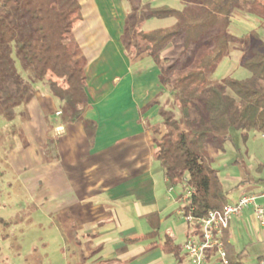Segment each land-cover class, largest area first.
Here are the masks:
<instances>
[{
  "label": "crops",
  "instance_id": "1",
  "mask_svg": "<svg viewBox=\"0 0 264 264\" xmlns=\"http://www.w3.org/2000/svg\"><path fill=\"white\" fill-rule=\"evenodd\" d=\"M79 1L83 21L75 39L87 74L82 117L65 122L62 103L37 83L24 109L14 107V125L22 133L14 136L10 152L14 173L26 184L29 202L57 221L65 239L75 240V264H190L183 248L194 232L188 223L183 240L171 236L178 254L163 250L165 240H125L151 232L139 229L154 227L165 210L180 203V195H169L170 182L153 156L151 127L161 123L160 111L168 109L171 97L161 64L146 54L131 55L112 26V34L105 30L99 43L103 24L96 0ZM242 16L237 21L248 23L249 31L263 21L257 17L253 24ZM225 237L230 260L246 264L243 240L264 243V227L247 208L231 221ZM257 257L264 258V252ZM219 263L211 253L208 264Z\"/></svg>",
  "mask_w": 264,
  "mask_h": 264
},
{
  "label": "trees",
  "instance_id": "2",
  "mask_svg": "<svg viewBox=\"0 0 264 264\" xmlns=\"http://www.w3.org/2000/svg\"><path fill=\"white\" fill-rule=\"evenodd\" d=\"M59 1L20 0L18 7L27 19L14 25L5 20L0 22V60L14 53L23 68L31 71L34 83L43 84L62 103L64 121L72 122L82 117L87 100L85 63L75 39L83 11L78 0H67L64 4ZM178 1L181 7L162 4L144 8V20L171 18L174 22L140 29L137 35L143 40L147 55L161 64L162 73L165 67L161 52L176 37L184 36L185 50L203 40L212 42L198 57L196 66L176 77L169 89L176 113L161 110V123L151 127L154 136L160 134L161 127L165 128L159 138H154V159L161 161L170 184L176 186L187 180L195 192L184 209L192 207L194 215L204 216L234 200L218 170L208 162L207 145L225 142L230 130H257L264 135V0ZM236 13L255 15L263 21L258 29L236 36L231 31ZM126 26L123 25L124 30ZM234 42L242 46L240 66L250 75L243 79L231 75L218 79L214 74ZM226 230L223 239L227 250ZM153 232L125 240L147 239ZM173 240L167 236L163 250L178 254L179 247Z\"/></svg>",
  "mask_w": 264,
  "mask_h": 264
},
{
  "label": "rangeland",
  "instance_id": "3",
  "mask_svg": "<svg viewBox=\"0 0 264 264\" xmlns=\"http://www.w3.org/2000/svg\"><path fill=\"white\" fill-rule=\"evenodd\" d=\"M66 1L61 0L59 3L64 4ZM19 2L20 0H0V22L5 20L14 25L27 19L25 13L23 14L18 7ZM162 4L182 6L177 0H96L95 5L99 9L103 24L99 43L105 41V30L109 35L112 34V26L117 35L121 34L122 44L130 54L135 57L147 55L143 50V40L137 35L138 30L167 26L174 20L171 18L162 21L144 20L142 10L148 5ZM238 17L243 16L236 13L231 27L232 33L236 36L248 32L250 27L246 22L240 24L237 21ZM245 19L253 24L258 22L255 15ZM124 24H127L126 30L123 29ZM211 46L212 42L207 43V40H203L191 49L185 50L184 36L180 35L161 52L165 67L163 81L168 90L171 89L175 78L194 68L198 57ZM241 47L238 42L233 43L229 54L222 60L214 74L216 78L231 75L243 79L250 75L248 70L240 66ZM111 49L112 45L108 47L104 56L109 55ZM82 60L85 61L83 58ZM2 77H6L5 80H2ZM33 79L31 71L25 66L23 68L14 53L0 60V264H75L74 252L78 247L75 240L65 239L57 221L29 202L27 186L22 177L14 173L10 161V152L14 149V136L22 134L20 125H14V106L18 103L22 110V106L37 84ZM39 88L42 89L43 86L39 85ZM168 110L175 113L177 111L173 96L168 102ZM19 115L21 119L26 117L25 112ZM164 132L165 128L161 127L160 134ZM160 134L154 138H159ZM227 135L230 137L225 142H211L207 147L208 162L218 170L225 187L231 190L230 197L236 200L247 192L264 190V135L257 130H230ZM239 183L241 184L237 186ZM168 187L174 188V191L169 192L171 196L186 192L181 184L176 186L169 184ZM183 206L182 201L176 203L164 211L161 216L163 219L158 220L155 228L147 225V230L140 228L139 232L155 231L146 240H165L167 236H172L180 242L185 237L184 229L187 224L179 212ZM243 242L248 246L245 263L257 264L259 261L257 256L264 252V243L258 239Z\"/></svg>",
  "mask_w": 264,
  "mask_h": 264
},
{
  "label": "built area",
  "instance_id": "4",
  "mask_svg": "<svg viewBox=\"0 0 264 264\" xmlns=\"http://www.w3.org/2000/svg\"><path fill=\"white\" fill-rule=\"evenodd\" d=\"M181 185L186 192L180 195L179 200L185 205L195 191L187 180H184ZM169 190L173 191L174 188L170 187ZM247 208L252 209L255 219L264 227V190L247 192L221 209L209 210L204 216H196L193 214L192 207L185 210L183 206L180 213L194 228V232L188 236L183 245L190 264H208V257L211 253L218 256L221 264H233L228 256L223 234L231 221L240 217ZM257 264H264V258L260 259Z\"/></svg>",
  "mask_w": 264,
  "mask_h": 264
}]
</instances>
